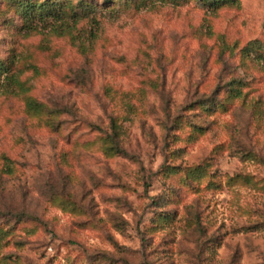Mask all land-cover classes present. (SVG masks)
I'll return each instance as SVG.
<instances>
[{
    "label": "rangeland",
    "instance_id": "1",
    "mask_svg": "<svg viewBox=\"0 0 264 264\" xmlns=\"http://www.w3.org/2000/svg\"><path fill=\"white\" fill-rule=\"evenodd\" d=\"M24 1L0 0V264H264V0L43 26Z\"/></svg>",
    "mask_w": 264,
    "mask_h": 264
},
{
    "label": "trees",
    "instance_id": "2",
    "mask_svg": "<svg viewBox=\"0 0 264 264\" xmlns=\"http://www.w3.org/2000/svg\"><path fill=\"white\" fill-rule=\"evenodd\" d=\"M106 1H111V0H106ZM215 4L220 2L221 0H214ZM66 2L67 5L63 6V3ZM72 0H46V1H24L21 5L19 10H21L23 17H25L26 22L32 23L34 21L38 22V24H40L41 26L44 25V23L49 22V19L52 18V22L54 23V21L58 20H62L63 18H69L70 17V13L69 10L70 8L72 9ZM80 3L78 4V6L80 8L81 7V1H79ZM127 3H129L130 1L126 0ZM86 3V2H85ZM66 7V8H65ZM89 6L87 5V8H83V10L89 11ZM76 14V13H74ZM74 40V39H73ZM80 46L82 48V50L85 48V45L83 43H80ZM252 44L247 47L245 50H243V55L248 56L247 55V50H251L253 49ZM0 87H1V78H0ZM203 108H205L206 110H208L206 107H211L212 104H202L201 105ZM27 110L29 112H32L34 114H37V116H44L46 115L47 111H46V107L38 104L34 101H29L27 104ZM51 114L53 116L58 115V112H51L48 113ZM47 125L51 126L52 128L58 130L59 126H57L55 123H52L51 120L47 121ZM114 134L109 136L106 140H105V149L104 152L105 154L109 155V156H114V155H118V154H122V155H126V152L123 151V149L121 148V146L119 145V142L117 141V138L119 137L118 134V128L114 127ZM196 172H190L188 177L189 179L195 180L196 178L199 177V175L195 176ZM6 236V232L3 231V229L0 227V247L1 244L3 242V239Z\"/></svg>",
    "mask_w": 264,
    "mask_h": 264
}]
</instances>
